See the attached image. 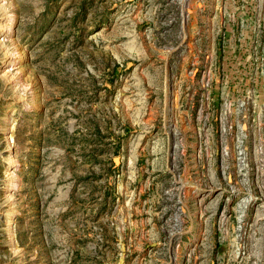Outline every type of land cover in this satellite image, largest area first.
<instances>
[{
	"label": "rangeland",
	"instance_id": "374dc122",
	"mask_svg": "<svg viewBox=\"0 0 264 264\" xmlns=\"http://www.w3.org/2000/svg\"><path fill=\"white\" fill-rule=\"evenodd\" d=\"M0 264H264V0H0Z\"/></svg>",
	"mask_w": 264,
	"mask_h": 264
},
{
	"label": "bare ground",
	"instance_id": "6f19581e",
	"mask_svg": "<svg viewBox=\"0 0 264 264\" xmlns=\"http://www.w3.org/2000/svg\"><path fill=\"white\" fill-rule=\"evenodd\" d=\"M13 18H14V15L13 14H11L8 17H6L3 20L2 24H1V27L4 28V29H10L11 28V24L10 23L12 22ZM8 158H9V164H11V163L14 162V159H13V157H12L11 154H9Z\"/></svg>",
	"mask_w": 264,
	"mask_h": 264
}]
</instances>
